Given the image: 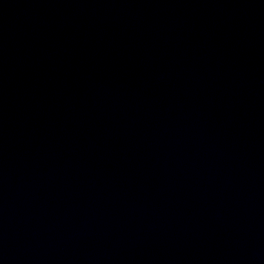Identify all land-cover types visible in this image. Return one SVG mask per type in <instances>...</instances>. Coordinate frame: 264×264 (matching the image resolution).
<instances>
[{"label": "water", "instance_id": "95a60500", "mask_svg": "<svg viewBox=\"0 0 264 264\" xmlns=\"http://www.w3.org/2000/svg\"><path fill=\"white\" fill-rule=\"evenodd\" d=\"M0 264H264V0H0Z\"/></svg>", "mask_w": 264, "mask_h": 264}]
</instances>
